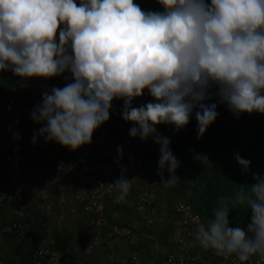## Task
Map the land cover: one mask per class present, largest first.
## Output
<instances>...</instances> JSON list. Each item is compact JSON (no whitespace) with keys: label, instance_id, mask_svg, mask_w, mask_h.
I'll list each match as a JSON object with an SVG mask.
<instances>
[{"label":"clouds","instance_id":"1","mask_svg":"<svg viewBox=\"0 0 264 264\" xmlns=\"http://www.w3.org/2000/svg\"><path fill=\"white\" fill-rule=\"evenodd\" d=\"M157 3L162 11H144L134 0H0V71L45 79L70 73L73 81L42 93L31 112L33 122L43 125L33 133V145L38 137L73 151L90 144L94 130L109 120L112 101L119 99L122 119L138 125L129 136L151 137L160 146L157 174L168 187L178 180L180 162L157 125L179 131L194 117L200 138L219 116L218 104L237 118L264 114V0ZM145 89L153 102L134 107ZM14 138L20 139L19 133ZM117 153L122 155V147ZM235 159L248 172L250 160L239 154ZM125 172L112 183L120 200L132 187ZM252 178L256 182L234 198H218L213 217L196 228L200 247L218 256L235 254L240 264L264 259V176ZM245 203L251 222L246 229L229 227V205ZM133 212L138 223L133 228L142 227L148 214ZM128 247L121 252L130 254Z\"/></svg>","mask_w":264,"mask_h":264},{"label":"trees","instance_id":"2","mask_svg":"<svg viewBox=\"0 0 264 264\" xmlns=\"http://www.w3.org/2000/svg\"><path fill=\"white\" fill-rule=\"evenodd\" d=\"M206 2H210V0H206ZM134 3L138 4L144 11L163 10L157 3V0H134ZM9 72L12 73L11 71L0 73V146L4 147L7 152L6 140L13 139L14 133H19L20 139H17L18 144L20 143L24 146L22 144L23 137L32 138L33 133L39 130L41 124L33 122L30 108H32V106L36 107L42 102L41 96H37L33 99L29 97V90L19 86L18 76L15 75L13 81L8 83L5 76ZM262 95H264V92H262ZM148 97L149 101L153 102V97L149 94ZM215 102V99H213L205 103ZM112 105L109 120L94 130V132L103 136V138L114 147H122V151L126 157L125 161H127L129 147L121 139L126 138L129 141L139 142L145 141L130 137L125 131L124 125L128 122L124 121L121 116L123 101L114 99ZM217 111L219 116L200 138H197V122L194 117L179 131H176L172 125H169V127L165 129L157 128V132L160 135L170 139V149L180 162V166L175 172V176L178 180L171 186L165 187L160 183L161 179L157 174L160 146L155 143L153 149L143 153L139 165L141 168H146L148 170V175L154 184L153 187L156 188V199L153 203L159 208H164L162 215L166 213L167 219H174L179 216L173 211L172 207L177 201L181 200L188 203L193 212L198 215V224L201 222L206 223L213 217V210L217 207L218 198H234L235 194L239 192L242 187L253 185L256 182L252 178L253 174L264 176V114L258 112L249 114L245 112L241 113L237 118L228 110L226 104H218ZM149 139L151 140L152 138L150 137L147 140ZM16 145L14 146L13 144L15 149L17 148ZM24 147L26 148L27 154L34 155L37 165L40 164V159L47 162L51 161V159L44 157V154L41 152L29 146ZM236 154H239L243 159L250 160L251 163L248 172H243L241 170L240 165L235 159ZM125 161L123 165H125ZM130 174L132 173L130 172ZM164 179H169L166 170L164 172ZM162 187H165L164 191L166 197L164 200H158L157 198L160 196L159 189ZM133 195L134 194L131 192L126 196L128 205H114L110 209H107L108 223L111 226L138 224L137 218L133 212ZM163 201L165 202L164 207L162 206ZM229 206L233 208L229 211V227H241L242 229H246V226L251 222V210H249L248 205L245 203L230 204ZM112 210L120 213L119 219L111 218ZM25 213L27 216L22 218L15 216L13 221L22 225V232L21 235L17 237V240L26 250L30 264L31 256L37 246V241L42 238L44 234V229L41 228V225H45L46 221L44 219L39 221L38 219L37 227L33 231V224L29 225V227H25V224L29 223L31 220V218H29L30 215H28L27 212ZM77 215L80 216L86 224H89V220L92 217L89 214H80V212H78ZM153 216L156 221L159 219L154 213ZM160 221L161 220H159V222ZM10 224L11 222H8L4 224V226ZM152 227H140L139 232L146 236L144 239H141L137 234L139 233L137 229L130 226L131 233L139 236L134 240L136 244L128 247L130 253H135L136 249H139L137 264H161L166 254L173 249L172 235L174 227L169 224L161 232H156ZM89 230L93 236L97 234V230L92 226L91 228L89 227ZM107 231L106 228L100 227L99 233L101 238H106ZM4 234H15L17 236V231L11 230ZM66 244V240H63L60 236H56L52 247H54L53 249H65ZM210 250L211 249H203L194 243L192 244L193 253L196 252L202 255L204 252H209ZM112 251H114L115 261L118 262V264H123L124 262H122L123 259L119 249L113 247ZM67 258H69V253ZM126 264L133 263L126 261Z\"/></svg>","mask_w":264,"mask_h":264},{"label":"built area","instance_id":"3","mask_svg":"<svg viewBox=\"0 0 264 264\" xmlns=\"http://www.w3.org/2000/svg\"><path fill=\"white\" fill-rule=\"evenodd\" d=\"M53 86L62 88V85L58 81L53 80L50 82L41 81L32 85V87H26L24 89L29 90V97L33 99L37 96L42 97V93L46 91L50 92ZM33 109L34 106L30 108V113ZM12 140L17 139L13 138ZM22 143L24 146H29L44 154V157L51 159L54 163L56 173L63 180L77 182L78 187L73 194V200L76 206H72L70 211L73 214L80 212V214L91 215L89 225L97 230L96 238L91 241L88 250L98 248L101 242L104 241L100 237V227L108 230V233H106L107 240L113 235L118 239H122L129 246L133 244V235L130 230V226H133L129 224L111 226L108 223V212H106L107 209H110L114 205L125 206L127 204V198L125 197L123 200H120V192L112 184L116 181L115 177L125 161L126 157L123 151L122 155H119L116 147L95 132L92 134L90 144L82 145L74 151L54 141L45 143L43 137H38L35 145L31 143V138L29 137H23ZM1 162L5 163L9 168L12 167L15 169L22 162L24 168L30 170V172L36 166V159L33 154H26L22 160L18 156L8 153L2 146H0ZM9 191L10 188L6 187L4 181L0 179V196L6 195ZM154 197L155 194L152 190L138 192L133 197L135 212L137 214L149 213L148 218L141 220V224L146 227L156 222L152 207ZM172 209L179 215L177 218L169 219L171 225L174 227L172 235L173 249L166 254L164 261L161 262L162 264H240L235 254L218 256L212 249L209 252H204L202 255L196 252L193 253L192 244L194 243L199 246L198 242H195L199 217L193 212L188 203L181 200L177 201ZM17 216L22 218L27 216V214L23 210H20L17 212ZM111 218L119 219L120 213L112 210ZM41 228L44 229V234L37 241V246L31 256L30 264H59L65 262L69 253V246L66 244L65 249H53L54 240L46 225H41ZM1 229L3 232L16 230L17 237H19L22 232V225L13 221L10 225H6ZM138 252L139 249H136L135 253H126V261L137 264ZM0 264H4L1 257ZM76 264L83 263L78 262ZM246 264H264V259L253 257Z\"/></svg>","mask_w":264,"mask_h":264},{"label":"crops","instance_id":"4","mask_svg":"<svg viewBox=\"0 0 264 264\" xmlns=\"http://www.w3.org/2000/svg\"><path fill=\"white\" fill-rule=\"evenodd\" d=\"M3 72L0 71L1 74ZM14 76L13 73H7L5 76L7 82H12ZM45 80L49 82L56 80L62 87L66 83H69V80H66L63 75L48 79L41 77H31L28 79L18 76L20 87L25 82L27 83V87H32V85ZM70 82L73 81L71 80ZM23 88L26 87L23 86ZM13 144L17 146L16 149ZM6 145L8 152L18 156L22 160L27 154L26 148L20 143L18 144V140L7 139ZM124 167L119 168V173L115 177L116 180L120 178ZM130 172H127L126 178L131 175L135 176L133 172H131L132 174ZM0 179L4 181L6 187L10 188L9 193L0 196V229L4 227V224L12 222L15 216H17V212L25 210L30 215L29 218H31L29 223L25 224V227L33 224L32 228L34 231L37 227L38 219L39 221L44 219L53 240L56 236H60L63 240H66L70 250L69 259L59 264H75L77 262L84 264H118L114 259L113 247L119 249L121 253L123 249L126 250V244L123 240H119L113 235L108 240L106 239L107 237H102L104 241L101 242V247L97 252L87 253L86 249L90 245L89 241L96 237L92 235L89 227L80 216L69 212V208L74 206L73 194L77 190L78 184L76 181L67 182L63 180L56 173L52 161L47 162L40 159V164H36L32 172L25 169L22 162L19 163L17 169L9 168L5 163L1 162ZM63 207L65 210H63ZM1 231L0 257L3 258L4 264H29L27 252L17 240V236L15 234H4L5 232Z\"/></svg>","mask_w":264,"mask_h":264},{"label":"rangeland","instance_id":"5","mask_svg":"<svg viewBox=\"0 0 264 264\" xmlns=\"http://www.w3.org/2000/svg\"><path fill=\"white\" fill-rule=\"evenodd\" d=\"M62 75L64 77L68 76L69 82L71 81L70 73H64ZM45 81H48V80H45ZM23 86L27 87V83L25 82L24 85L21 84L22 88H23ZM149 102L150 101H149L148 93H147V90L145 89L144 94L141 97H137L134 99L133 106L139 107V106L144 105V104L149 103ZM133 126H138V125H134L133 122H128L127 124L124 125V129L129 134V130ZM156 127L158 129H165V128H168L169 125L160 124V125H157ZM101 131H104V130H101ZM135 138L140 139L139 137H135ZM121 140L124 141L125 144H127L129 147V155L127 157V162H126L127 168L124 167V170L126 169V174L128 171H131V172H133V174H135V176L131 175V176H127V178L125 177L126 179H132L131 180L132 187H131V190L129 193L132 192V194H134L136 196L138 192L148 191L149 188L154 189V191H155L156 188L153 187L154 184L151 181L152 179H150V177L148 175L149 174L148 170L146 168H141L139 165L140 161L142 159L143 153L153 149L155 146V143L152 141V139L151 140L149 139L145 142L129 141L126 138H122ZM126 174H125V176H126ZM164 188L165 187H162L161 189H159L160 190V196H158V198H157L158 200H160V199L164 200V198L166 197ZM73 205L75 207L76 203L74 202ZM162 206L163 207L165 206L164 201L162 202ZM153 209H154V214L157 217H159V219L157 220V222L154 225H152L153 227L152 226H149V227H152V229H154L156 232H161L171 223H170L169 219H167L168 217L166 216V213H164V215H162V211H164V208H162V207L159 208L158 206L154 205ZM63 210H65L64 207H63ZM69 212L71 213L70 208H69ZM71 214H73V213H71ZM148 215H149V213H148ZM146 218H148V217L146 216ZM159 220H161V221L159 222ZM86 225L91 228V226L89 224H86ZM139 225H141V224H139ZM135 228H140V226L136 225ZM74 230H76V229L74 228ZM137 234L140 236L141 239H144L146 237L142 233H137ZM137 234H134L135 240L137 239L136 238ZM139 236H137V237H139ZM92 238H93V236H92ZM90 241H92V240H90ZM98 249L99 248H95V250H92L91 252L92 253L94 251L97 252ZM110 253H112V252H110ZM107 254H109V253H107ZM120 254L123 258L124 264H126V260H127L126 255L124 254V252H121ZM139 263H140V261H139Z\"/></svg>","mask_w":264,"mask_h":264}]
</instances>
